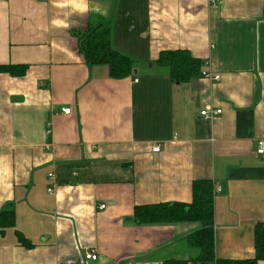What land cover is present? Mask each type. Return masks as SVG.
<instances>
[{"label": "crops", "instance_id": "obj_1", "mask_svg": "<svg viewBox=\"0 0 264 264\" xmlns=\"http://www.w3.org/2000/svg\"><path fill=\"white\" fill-rule=\"evenodd\" d=\"M263 13L264 0H0V66L26 67L0 73V213L14 217L0 228V264H208L187 242L198 224L134 218L191 204L202 180L213 185L215 257L252 259L264 225ZM97 22L130 75L86 65L78 37ZM178 50L220 80L203 65L173 80L155 62ZM205 108L222 112L205 119Z\"/></svg>", "mask_w": 264, "mask_h": 264}, {"label": "trees", "instance_id": "obj_2", "mask_svg": "<svg viewBox=\"0 0 264 264\" xmlns=\"http://www.w3.org/2000/svg\"><path fill=\"white\" fill-rule=\"evenodd\" d=\"M264 16V13H263ZM111 33L108 26L97 22L88 31L79 35V50L87 66L106 65L109 74L115 79L130 75L133 61L113 50L110 46ZM156 66L166 70L177 82H188L198 78L205 63L194 59L187 51L162 52L155 62ZM26 67L19 65H1L0 73L10 76H24ZM213 185L210 181H194L192 184L191 204L165 203L135 208L134 218L139 226L154 224L192 223L200 229L191 235L187 242L198 249L197 261L210 264H257L264 262V225L258 224L254 230V256L248 260H224L215 257L213 232ZM4 217V218H3ZM8 224H5L4 221ZM14 222L12 211L7 209L0 213V228L11 227ZM1 229V230H2ZM19 242L25 247L30 244L16 232ZM164 264H186L183 261H166Z\"/></svg>", "mask_w": 264, "mask_h": 264}, {"label": "built area", "instance_id": "obj_3", "mask_svg": "<svg viewBox=\"0 0 264 264\" xmlns=\"http://www.w3.org/2000/svg\"><path fill=\"white\" fill-rule=\"evenodd\" d=\"M206 66V65H205ZM202 76L204 78L210 79V80H214V81H219L220 77L219 75H215L210 73L209 71H203L202 72ZM63 114L65 115H69L70 114V109H62L61 111ZM221 110L220 109H212V108H205L202 111H200V116L205 118V119H213L214 117L218 116L219 114H221ZM160 151V146H155L152 148V152L153 153H158ZM255 153L257 156L259 157H264V139L260 140L257 145H256V149H255ZM52 175H49V179H51ZM52 191V187L48 189V192ZM105 208V205H100L99 209L102 210ZM85 259L86 260H90V261H96L98 259V256L92 252H88L85 255Z\"/></svg>", "mask_w": 264, "mask_h": 264}, {"label": "bare ground", "instance_id": "obj_4", "mask_svg": "<svg viewBox=\"0 0 264 264\" xmlns=\"http://www.w3.org/2000/svg\"><path fill=\"white\" fill-rule=\"evenodd\" d=\"M205 65H206V66H205ZM203 66H204V68H203L202 72L206 70L207 63H205ZM206 71H207V70H206ZM202 72H201V75H202ZM210 73H211V72H210ZM212 74H214V73H212ZM215 75H217V74H215ZM219 77H220V76H219ZM206 79H207V78H206ZM219 80H220V79H219Z\"/></svg>", "mask_w": 264, "mask_h": 264}]
</instances>
